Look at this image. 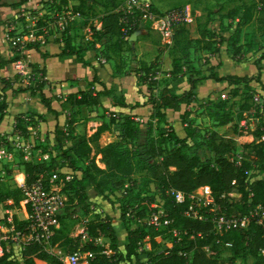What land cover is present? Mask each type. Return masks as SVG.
<instances>
[{
  "label": "rangeland",
  "instance_id": "rangeland-1",
  "mask_svg": "<svg viewBox=\"0 0 264 264\" xmlns=\"http://www.w3.org/2000/svg\"><path fill=\"white\" fill-rule=\"evenodd\" d=\"M19 1L1 0L0 6L6 8L7 12L2 15L1 21L6 17V20H14V16L18 13L14 30L10 29L9 26L7 28L6 24L3 25L2 43L6 45L4 53H7L9 58L15 55L21 56L19 59L26 65L31 73V78L18 74L14 67L15 61L12 62L13 74L7 80L11 86L3 90L1 86L4 82H0V102L5 101L7 106V97L15 94L19 87L29 85L34 87L37 83L43 81L41 90L35 87L33 88L34 94L41 102L42 97L40 92H43V95L50 103L52 100L58 103L59 113L63 114L64 122L56 124L62 125L66 134L68 133L79 140L81 137L88 138L91 136L102 122L109 125L110 129L101 132L97 141L90 142L92 149L91 156L94 155L96 145L103 146L105 145L103 142L109 140L114 142L118 139L120 122L123 115L127 113L133 115V119L138 123L140 129L136 146H133L131 143L129 144V146L132 145V149L137 148L138 151L143 153L146 146V139L157 136L160 129H162V132H168L172 128L179 137H184V124L181 122L180 110L173 111L167 109L165 110V120H159L160 117L155 114V110L150 104L130 108L123 107L119 103L121 101L129 105H133L136 101L143 103L148 98L149 87H151V95L153 96L159 95L161 89L166 85L173 87L176 93H180L188 88L189 76L197 77L199 80L195 89V101L187 107H183L184 110H189L190 112L187 116V121H190L191 126L198 128L201 133L215 129L226 136L234 137L236 139L235 153L237 160L240 158L241 144L251 141L253 137L250 132L261 121L264 122V118L259 115L261 113L264 117V56L261 58V54L264 53L263 38L256 31L255 22L243 26L239 40L237 41L240 50L238 54H234L235 49L231 45V39L228 37L234 31L237 18L222 20L219 18V15L230 8L232 3H226L223 8H220V4L223 2L222 0H136L134 5H132L131 0H123L119 7L121 10H129L132 13L138 10L142 13L139 20V28L127 37L129 49L122 51L120 56L111 54V59L113 60L110 66L111 73H101L97 77L93 75L88 79L87 89L93 88L94 92L108 89L110 91L109 95L100 96L99 104L80 106L76 114L72 115L71 112L73 109L64 100L69 93L62 94V92H59L60 94H51L49 95L50 97L45 95L43 91L46 86L45 76L41 75L40 72H36L34 75L32 73L33 64H37L38 68L42 67L32 60L30 54H40L41 52L46 54L49 51H56L52 53H59L61 56H71L70 59L72 61H77L75 54H66L64 51H68L72 46L75 49H79V54L82 57L83 49H91V55L95 59L96 64L101 67L103 65L104 68L105 63H109L105 59V56L110 52L104 48V40L97 39V32L101 31L100 18L104 13V9L101 6L92 5L87 1V9H85L84 15H78L73 9V6L78 3L77 0H66V3H62L61 0H30L26 5H14ZM21 9L24 10V14L27 17L21 13L19 14L18 11ZM12 10H15L13 11L14 14L12 12L13 15H10ZM170 11L179 12L181 14V20L176 21L173 29L168 32L162 28L163 23L161 22V18L163 17L162 14ZM154 17L157 19L151 25L150 21ZM206 19L208 20L206 23L207 29H213L215 31V36L210 38L212 41L210 48H202L204 42H192L188 49L189 55L186 60L184 61V58H181L178 61L182 67V71L175 75L171 74L172 57L174 55L179 56L180 53H183L181 49L178 51L172 49V34L174 30L183 29L181 35L191 39L197 38L199 37V23L203 24ZM226 26L228 27L227 30L224 28ZM9 31L13 33H15L14 31H18L17 33L26 35L27 38L24 41L27 43V46L23 52H14L10 49L5 35ZM29 31L32 32V36L26 33ZM12 32L8 34H13ZM222 35L226 37V40L219 42V38ZM206 39L208 38L205 37L204 40ZM67 41L69 42V46L66 48ZM54 42L58 44L57 47H53ZM181 47H183V44H181ZM143 65L145 67L149 66L151 70L155 71L154 78L157 81L156 84L150 86V84L143 83L138 79L139 74H144V72H141L143 70L137 72ZM211 65H217L216 71L221 75L237 74L254 77L259 75L261 82L251 80L246 85L240 83L232 86H229L226 82H215L213 79L204 78L209 73L208 67ZM14 75H17V77H14ZM100 78L103 81H100ZM4 80L6 81V79ZM61 82L57 81L55 83L57 84L56 86L61 87ZM232 87H239V93L235 96L230 95V89ZM26 90L30 91L31 89L27 87ZM246 91L254 92L252 101L259 103L257 114L251 112V116H247V113L244 112L241 119L237 121L235 115L238 105L242 101L243 93ZM62 95L65 96L62 98ZM221 102L224 103L226 109L234 117V120L226 125L216 126L213 120L205 115V111L209 107H213ZM110 118L114 120L110 121ZM69 121L72 122L68 125ZM29 126L30 124L26 126V129L31 132L32 129ZM237 131H243V135L238 136L236 134ZM5 135L8 136V134ZM35 136L33 141H30L26 137L25 144L27 143V147L23 144L21 145L14 136L10 139L5 136H0V148L5 151L4 155L0 156L1 190L19 188L22 192V188L26 186L24 169L27 164L42 161L47 163L51 157L58 154L59 151L55 150L52 144L48 141L37 142L40 139H36ZM198 142V137L188 138L187 144L189 145V151L196 152L203 160L213 163V155L203 146H199L197 144ZM52 143H54L53 140ZM72 143V141L66 140L65 148H69ZM43 148L48 152L42 153ZM68 150V154L71 155L72 159L76 162L75 165L79 169H74L65 164L55 170V175L50 174V178H47V181H49L48 189L61 192L65 198L64 205L69 204L68 198L73 195L78 187H83L84 191L81 195L85 196L81 200L75 198L73 206H70L69 211H72L73 216H64L61 221L58 219L59 225L63 226L68 233L74 238L78 236L79 245L80 243H85L81 237L84 223L89 219L108 215V213L123 214V219L116 221L114 224L115 232L117 231L119 233V238L116 236L117 244H121L126 240L125 235L128 228L133 229L136 227L144 229L148 233L140 243L139 249L148 250L150 248V238L152 237L160 245L163 243V245H166L168 243L167 239L169 235L165 227L162 226L157 229L152 227L149 224L147 211L144 212L143 217H139L137 208L131 204L135 196L141 197L154 194L153 202L160 208L161 206L163 208V200L156 195L155 185L146 181L147 176L145 175V169H143L144 163L148 161L146 154L137 158L140 160L135 167L134 173L125 182L123 187L119 190H114L111 187L106 188L103 193L106 197L104 198V196L99 194L90 185L88 180L82 178V170L91 167V164L84 157H78L70 149ZM61 159L57 158V161L60 162L62 161ZM94 161L97 166L104 167L100 161V154L94 155ZM249 175L253 178L255 176H262L263 173L257 169H253L249 172ZM80 179L81 181L78 182ZM130 187H132L131 193H128L127 189ZM230 195L237 196L236 189ZM190 196L198 205H203L206 192L200 189L197 192L193 191ZM208 198L212 202L211 195ZM5 213L11 219L13 214H16L20 219H24L23 199L19 201L15 208L9 209L8 212L0 208V243L8 245L13 241L16 244L15 240L19 238L13 239L6 232L7 226L4 223ZM215 225L216 229H213L214 233L220 235L224 229H220L217 223ZM108 241H103V244L97 242V245L111 250L109 248L110 242ZM11 246H14V256L12 259L17 260L19 264H25L20 257L17 245ZM53 249L56 250V247H53ZM51 251L52 249H50ZM229 256V252L224 251L221 253L220 258L228 262ZM143 261H146V259H143ZM238 262L239 264H251L252 260L251 258L247 260L238 259ZM41 264L49 263L43 260Z\"/></svg>",
  "mask_w": 264,
  "mask_h": 264
},
{
  "label": "trees",
  "instance_id": "trees-1",
  "mask_svg": "<svg viewBox=\"0 0 264 264\" xmlns=\"http://www.w3.org/2000/svg\"><path fill=\"white\" fill-rule=\"evenodd\" d=\"M26 0H20L14 5H19ZM66 3V0H61ZM78 3L73 6L78 15H84L87 1L92 5L101 6L104 13L100 18V30L97 32V39L104 40V48L108 50L107 58H111V54L120 56L121 52L129 49L127 37L137 31L139 28V20L141 12L138 10L134 13L129 10H121L123 0H77ZM220 8L226 3H232L224 13L219 15L222 19L237 18L234 31L228 37L231 39V45L234 47V54H238L240 47L237 45L241 28L255 22L256 31L263 38L264 42V0H222ZM1 3V0H0ZM163 15V14H162ZM157 18L151 19V25ZM206 21L203 24L199 23V37L191 39L182 34L183 29L174 30L172 34L173 50H182L179 56L172 57V68L170 73L175 75L182 71L179 64V59L188 57V49L192 42H204L202 48L208 49L211 46V39L215 36L213 29H207ZM226 30L228 27H224ZM176 31V33H175ZM176 34V35H175ZM207 37L208 39L204 40ZM226 40L223 35L219 38V42ZM183 44V47H181ZM69 46L67 41L66 48ZM66 54H75L78 61H82L79 54V49L70 47ZM46 56L44 53H40ZM264 54V53H263ZM261 54V58L264 56ZM21 56H14L8 59L0 57V69L9 62H14ZM260 60V59H257ZM33 64V63H32ZM217 65H211L209 73L204 78L213 79L215 82H226L229 86L243 83L246 85L251 80L261 82L258 76L226 74L221 75L216 71ZM143 70V71H141ZM144 72L138 76V79L143 83L151 85L156 84L155 71L149 66L139 68L137 72ZM40 72L45 74L43 68H38L37 64L32 65L33 75ZM197 77H188L189 86L180 93H176L171 86H164L159 95H151V87H149V95L146 101L139 103L136 101L133 105H129L123 101L119 105L123 107L141 106L150 104L155 110V114L165 120V110L173 111L180 110L181 122L184 124V137H179L175 131L170 128L168 132H160L157 136H152L146 139L145 150L140 152L137 148L132 149V145L136 146L138 135L140 132L138 123L133 119V115L127 113L119 125L118 139L114 142L106 143L103 146L96 145L94 155L100 154V161L104 167L96 165L94 155L91 156V141H97L99 134L105 130H109V125L102 122L94 133L88 138L81 137L79 140L76 137L66 134L64 127L60 124H55L53 129V147L59 151L56 156L50 158L45 163L37 162L27 164L24 169L25 183L30 184L35 180L38 174H42L47 179L48 174L55 171L58 167L65 164L74 169H79L75 165V161L68 154L70 149L78 157H84L91 164V167L83 169V179L88 180L90 185L102 196L104 190L108 187L114 190H119L123 187L126 181L134 173L135 167L138 164L143 154L148 156V161L143 165L145 169L146 181L153 183L156 187V195L163 200L164 215L169 220L165 230L168 233V243L160 245L155 239L150 238V248L141 250L140 243L148 235L147 231L141 228H128L126 230V240L122 244H117L115 230L112 225V217L104 215L87 220L84 223V229L91 239L98 237H106L109 239L110 254L103 252V246L94 245L87 242L81 246V249L91 250L93 257L88 261V264H239V260H247L251 258V264H264V218L260 221V215L254 214L251 216L246 228L233 227L223 231L220 235L214 233L213 220L222 216L224 218L236 217L240 218L244 215H249L250 212L256 210L257 213H264V122L261 121L256 125L255 129L250 132L253 139L249 142L241 144V153L239 160L236 159V139L232 136H226L219 133L215 129H211L204 133L191 126V122L187 121L189 110H184L193 101H195V89L198 82ZM4 85L3 89L10 87L9 81L1 78ZM43 82V81H42ZM42 82L37 83L34 87L41 90ZM10 85H9V84ZM27 87L32 94L34 90L31 85L19 87L17 91L26 90ZM264 88V86H263ZM108 89L95 91L93 88L80 90L69 93L65 99L72 110V115H75L80 106H93L99 104V97L109 95ZM41 93L42 103L48 111L54 113L50 101ZM239 87H232L230 95H237ZM253 91L243 93L241 103L238 105L236 112V120L241 119L244 112L247 116H251V112L257 114L259 103L252 101ZM6 103L0 102V119L5 114ZM76 108V109H74ZM75 110V111H74ZM205 115L211 118L216 126L226 125L234 120L231 113L226 109L224 103H218L213 107H209L205 111ZM260 117L264 118L261 113ZM110 118V121H113ZM14 131L21 135L27 134V121L20 115L15 116ZM72 121H69L68 125ZM238 136L243 135V131H237ZM198 137L199 146H203L208 152L213 155V163L203 160L196 152L189 151L187 144L188 138ZM72 141L69 148H65V141ZM132 144L129 146V144ZM57 158H62L60 162ZM257 169L262 172V176L250 177L249 172ZM78 180V182H80ZM47 185V184H46ZM133 186V185H132ZM208 186L210 189L212 202L197 206L189 196L196 188ZM132 187L128 188V193H131ZM236 189L238 195H230ZM83 187H78L72 196L68 198L69 204L65 205L62 214L57 216L61 221L64 216L71 217L73 214L70 206H73L75 198L81 200L83 196ZM172 191H179L183 194V199L177 201L172 194ZM154 194L137 197L132 200V205L137 208L139 217L144 216V212L151 210L150 204L154 201ZM104 198H106L104 196ZM22 199L20 189H0V203L4 209H12L18 205ZM67 202V201H66ZM193 203L194 209L197 210L196 217L187 215L188 206ZM128 206V205H127ZM213 206V208H211ZM125 208V207H123ZM64 214V215H63ZM200 216V217H199ZM122 220L123 214L118 215ZM6 225L12 224L15 228H23L25 221H20L15 214L12 215V220ZM177 231L175 236L172 235L170 229ZM79 238L73 237L63 226L50 228L49 243L51 246L58 245L64 248L65 252H72L79 246ZM3 251L0 255V264H19L17 260L9 258L11 252L5 250L6 244L2 245ZM229 252V261L225 262L220 258L222 252ZM21 258L25 264H41V261H48L49 264H62L55 254L45 250L43 245L34 241L30 242L21 251ZM146 259V261H143Z\"/></svg>",
  "mask_w": 264,
  "mask_h": 264
},
{
  "label": "built area",
  "instance_id": "built-area-1",
  "mask_svg": "<svg viewBox=\"0 0 264 264\" xmlns=\"http://www.w3.org/2000/svg\"><path fill=\"white\" fill-rule=\"evenodd\" d=\"M135 1L136 0H131L133 4L132 3L130 4L134 5ZM18 12L19 14L21 13L22 15L26 16L24 14L25 13L24 10L21 9ZM17 15L14 16V20L11 19V21L6 23L7 28L9 26L10 29L14 30ZM180 18H181V14L177 11H170L168 13L163 14V17L161 18V22L163 23L162 28H164L166 31L169 32L171 29H173L174 23L178 20H181ZM14 32L15 33L12 32L13 34L6 33L5 34L6 39L12 51L21 53L27 46V43L25 42L27 37L24 34L17 33L18 31H14ZM26 33L32 36L31 31ZM14 67L18 74L20 75L22 74L27 78H31V73L27 69L26 65L22 63L21 59H18L17 61L14 62ZM4 152H5L4 149L0 148V156L4 155ZM50 174L55 175V171L51 172ZM50 174H48L47 178H50ZM48 183L49 181H47V179H45V177L42 174H38L35 180H33V182H31L30 184H26V186L22 188V199H23L25 216L24 219H20V220L25 221L26 224L23 228H15L12 224L6 225L7 226L6 232L10 234L11 238L21 239V240L16 239L15 240L16 244H14V242L11 241V244L6 245L5 250L7 252L9 251L11 252V256L9 258L12 259V257L14 256L13 255L14 246L11 245H17V248L21 255V251L25 248V246L30 242H34V241L42 244L44 249L50 252L51 249L49 243L50 228L51 227L56 228L59 226L57 216L62 214L64 211L65 198L63 197L60 191H54L52 189H48ZM202 190L206 192V197L203 200V205H205L211 202V200L209 201L208 198V196H210L211 193L208 186H202ZM172 194L174 195L177 201H181L183 199V194L179 191H172ZM192 202L197 206H201L198 205L195 201ZM192 202L188 206L186 214L196 217L198 213L197 210L194 209ZM150 207L151 210L150 209L147 210V215L149 217V224L155 229L161 228L162 226L166 228L169 220L164 215V209L162 208V206L160 208L156 203L153 202L150 204ZM257 209L258 206L254 209L255 211H252L249 213V215H244L240 218H236V217L224 218L220 216L213 220V229H216V225H215L216 223L218 224L219 228L224 229V231L233 227L246 228L250 217L254 216V214H258L261 216L260 218H264V213L263 212L257 213L256 211ZM6 212H8V210H6ZM11 220L12 219L8 218L7 215L6 221L10 223ZM170 232L172 233L173 236L177 234V231L173 228L170 229ZM81 233H82L81 237L83 241H85V243H80V245L76 247L72 252H62L59 250L54 252L56 253L55 255L61 261L62 264H88V261L93 257V252L91 250H84L81 249L80 247L85 245L87 242H91L92 244L97 245V242H99L98 241L99 238L91 239L85 229H82ZM2 245L3 243H0V255L2 254L3 251ZM103 252L106 254H110L111 250L104 249ZM262 253L264 254V249H262Z\"/></svg>",
  "mask_w": 264,
  "mask_h": 264
},
{
  "label": "crops",
  "instance_id": "crops-1",
  "mask_svg": "<svg viewBox=\"0 0 264 264\" xmlns=\"http://www.w3.org/2000/svg\"><path fill=\"white\" fill-rule=\"evenodd\" d=\"M29 1L30 0H26L19 5H26L29 3ZM13 11L15 10H12L10 15L14 14ZM5 12H6V8L0 6V57L6 60L9 57L7 53H4L6 45L2 43L3 29H4L3 25L11 21V19L6 20L7 18L6 17L5 19H2L3 21H1L2 15H4ZM57 46L58 44L54 42L53 47H57ZM52 52H56V51H52ZM52 52L49 51L48 53H46V56L44 57H42L39 53L30 54L32 60L37 62L40 65V67H42L45 71L44 76H45L46 86L43 91L45 95L48 97H50L49 95L51 94L58 95L60 94L59 92H62V94H68L70 92L86 90L88 79L91 76L95 75L97 77L101 75V73H105V72L111 73L110 66L113 60L105 56V59H107L109 63L106 62L104 68L103 65L102 67L98 66L95 62V59L92 58L91 49H83L82 61H78V60L72 61L70 59L71 56L70 57L65 55L61 56L59 53H52ZM12 74H13L12 62H9L0 69V80L1 78H4L6 80L10 79L12 77ZM14 77H17V75H14ZM57 81H62L61 87L56 86L57 84L55 83ZM100 81L103 80H101L100 78ZM3 85L4 83H2V86ZM64 96L62 95V98ZM50 104L52 109L56 113L54 112V114H51L52 112L48 111L44 106V104L38 100L37 96L35 94H32L30 91L27 90L26 91L23 90L22 92L17 91L15 94L10 95L9 97H7V106L5 108V114L0 119V136H5L8 137L9 139L14 136V138H16V140L19 141L21 145L23 144L24 146L27 147L28 146L27 143L25 144L26 137L29 138L30 141H33L34 136L36 135L35 136L36 139H40L37 142L48 141L50 144L53 145L52 140H53L54 126L56 123L64 122V117L63 114L59 113V107L57 106L58 103L52 100ZM17 115H20V117L24 118L25 121H27L28 123L27 126L30 124L29 127L32 129L31 132L27 131V134L25 136L19 134V132L14 131V124H15L14 119L15 116ZM5 134H8V136H6ZM109 142L111 141L109 140L107 142H103V144ZM47 152L48 151L46 149L44 148L42 149V153H47ZM200 189H202V186L196 188L194 192H197ZM0 208L6 211V209L3 208L1 203H0ZM5 215L7 216L6 213ZM108 215L112 217L113 226L116 221L120 220V218L116 213H112V214L108 213ZM113 228H115V226ZM115 235L118 237L119 233L116 231ZM98 238H99L98 241L101 242V244H103L102 243L103 241L109 240L106 237H98ZM50 247L52 249L51 251L52 254H56L54 252H56L57 248H59L58 249L59 251L64 252V249H62V247L58 245H53V246L50 245ZM53 247H56V250L53 249Z\"/></svg>",
  "mask_w": 264,
  "mask_h": 264
}]
</instances>
